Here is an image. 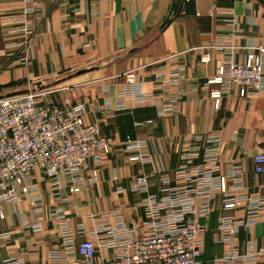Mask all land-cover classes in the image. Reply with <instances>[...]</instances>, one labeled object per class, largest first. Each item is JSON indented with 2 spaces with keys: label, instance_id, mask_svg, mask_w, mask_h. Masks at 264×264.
Listing matches in <instances>:
<instances>
[{
  "label": "crops",
  "instance_id": "crops-1",
  "mask_svg": "<svg viewBox=\"0 0 264 264\" xmlns=\"http://www.w3.org/2000/svg\"><path fill=\"white\" fill-rule=\"evenodd\" d=\"M171 4L172 0H0V97L21 94L30 86L58 89L50 100L84 103L85 121L98 124L111 144L101 164L91 163L99 171L98 182L79 193L57 189L38 175L32 178L40 191L42 212L33 214L28 202L20 206V213L6 208V218L0 220V233L6 234L0 239V264L21 254L26 264H58L52 252L63 256L65 252L53 215L56 208L64 210L76 243L91 237L88 216L116 209L144 231L141 202L148 195L163 196V175L174 185V172L182 163L189 168L199 165L205 148L212 145L206 141L209 134L220 138L222 169L240 165L244 190L264 196V175L256 173L254 163L264 147V91L253 96L244 88L234 90L215 108L210 93L218 85L208 81L217 75L222 56L213 53L209 63L200 61L202 48L232 29L220 11H230L238 20L235 44L264 48V6L259 0H183L178 14L161 28ZM22 56L25 63L15 62ZM243 56L240 50L237 59ZM180 65L185 66L182 76L163 86ZM262 69L264 73V56ZM130 71L142 94L175 99L173 111L160 114L157 106H135L134 95H123ZM128 138L141 142L140 147L128 148ZM140 153H148L153 162L130 159ZM142 175L150 181L147 193L132 189ZM201 208L202 199L196 197L188 218L209 224L200 259L213 264L224 253V247L214 243L221 218L245 220L247 209L245 204L225 209L220 193L207 216ZM38 217L41 230L24 226ZM238 239L241 253L264 248V221L241 227ZM257 264H264V252Z\"/></svg>",
  "mask_w": 264,
  "mask_h": 264
},
{
  "label": "built area",
  "instance_id": "built-area-1",
  "mask_svg": "<svg viewBox=\"0 0 264 264\" xmlns=\"http://www.w3.org/2000/svg\"><path fill=\"white\" fill-rule=\"evenodd\" d=\"M219 14L232 29L203 47L200 55L202 63H209L213 53L222 56L217 75L208 81L218 85L210 93L215 108L234 90L244 88L253 96L264 91V48L253 43L235 44L232 40L240 30L236 16L230 11ZM26 31L29 33L31 29L26 28ZM240 50L244 51L242 60L237 59ZM26 60L22 56L19 62ZM184 70L185 66L180 65L163 86L176 82L174 78H180ZM125 81L127 87L122 94L134 95L135 106L155 105L160 114L173 111L175 99L164 101L140 92L134 71L125 74ZM57 90L34 87L26 93L0 97V220L6 218L7 207L20 213L24 202L30 204L33 214L42 212L39 188L31 183L36 175L42 181L49 180L57 189L68 188L74 193L99 180V171L92 168L91 163L101 164L111 152V144L102 137L98 124L85 121L87 108L84 103L52 102L50 95ZM196 138L203 139L202 136ZM206 141L212 145L205 148L199 165L189 168L182 163L174 172V185L168 175H163V196L148 195L141 202L146 216L144 231L139 229L140 225L129 224L122 211L116 209L88 216L91 237L76 243L64 210L56 208L53 215L59 221L65 254L52 252L51 258L58 260V264H202L203 238L209 224L190 219L188 215L193 212L194 199L201 197L200 213L207 216L212 201L220 193L225 209L245 204L247 218L239 221L221 218L214 243L222 245L224 253L215 258L213 264H257L264 248L241 253L238 232L241 227L250 228L264 221V196L244 190L240 165L222 169L218 135L209 134ZM140 145L141 142L127 139L130 149ZM130 159L142 164L153 162L148 153ZM254 163L256 173L264 175V147L254 156ZM149 186L147 176L142 175L132 189L147 193ZM41 223L42 218L38 217L30 224L24 222V226L39 231ZM80 232H85L84 226H80ZM5 237V233H0V239ZM2 264H26V260L21 254L5 258Z\"/></svg>",
  "mask_w": 264,
  "mask_h": 264
},
{
  "label": "water",
  "instance_id": "water-1",
  "mask_svg": "<svg viewBox=\"0 0 264 264\" xmlns=\"http://www.w3.org/2000/svg\"><path fill=\"white\" fill-rule=\"evenodd\" d=\"M182 1L183 0H172L169 14L164 20V22L162 23L161 28L167 26L172 21V18L178 14L181 8V5H182ZM259 1L264 6V0H259Z\"/></svg>",
  "mask_w": 264,
  "mask_h": 264
},
{
  "label": "rangeland",
  "instance_id": "rangeland-1",
  "mask_svg": "<svg viewBox=\"0 0 264 264\" xmlns=\"http://www.w3.org/2000/svg\"><path fill=\"white\" fill-rule=\"evenodd\" d=\"M19 59H20V57H17L16 60H15V62H19ZM127 73H128V72H127ZM127 73H126V74H127ZM31 89H33L32 86H30L29 89H28L27 91H29V90H31ZM27 91H25V92H23V93H26ZM21 94H22V93H21ZM12 95H15V94H12ZM6 96H7V95H6ZM2 97H4V96H2ZM67 104H68V103H67Z\"/></svg>",
  "mask_w": 264,
  "mask_h": 264
}]
</instances>
